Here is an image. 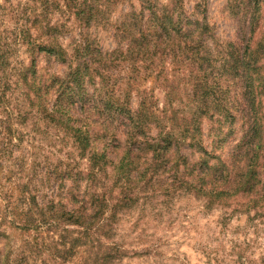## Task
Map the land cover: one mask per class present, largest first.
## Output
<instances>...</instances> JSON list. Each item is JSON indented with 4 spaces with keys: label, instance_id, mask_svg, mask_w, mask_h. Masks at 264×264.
<instances>
[{
    "label": "trees",
    "instance_id": "trees-1",
    "mask_svg": "<svg viewBox=\"0 0 264 264\" xmlns=\"http://www.w3.org/2000/svg\"><path fill=\"white\" fill-rule=\"evenodd\" d=\"M36 4L38 6L32 9L24 5L21 16L16 19L12 39H0V171L2 161L11 160L14 148L24 147L25 134L21 130L22 126L25 127L24 121L32 120L35 128L46 122L55 137L63 134L73 148L50 167L48 179L55 180L60 190L70 182L71 188L67 189L69 201L76 207L67 210L63 198H53L45 206H39L34 191L29 188L32 182L29 172L35 168L22 160L17 165L22 181L17 186L14 184L16 196L12 198L13 195H9L3 219L10 217L8 226L13 234L34 231L37 238L35 236L27 248L22 246L24 249L19 251L17 258L0 253V264H23L28 256L29 259H41L43 264H118L125 252L113 240L112 218L117 206L112 204V187L105 186L103 175L111 167L115 175L128 177L137 169L136 160L141 158L140 155L145 158V168L138 175L145 177L149 172L155 175L170 160V150L177 153L187 141L199 157H204L191 167L189 176L177 174L179 178L173 181L174 185L178 184L179 188L192 192L197 198H204L207 208L215 200L227 202L233 197H246L248 201L242 206L251 205L257 210L258 203L263 201L258 196V188L261 186L259 172L264 164H259L258 158L264 148V116L259 114L258 107L264 96V34L253 46L250 43L264 0H229L231 9L242 11V19L249 21L250 37L241 48L227 44L223 53L219 52L221 58L217 67L212 64L211 49L206 45L207 37H210L208 26L202 21L192 22L186 18L183 0H171L168 6L161 8L142 2L139 13L124 16V21L115 26L121 37L129 42L125 52L117 49L103 53L82 31L79 40L70 47V55L59 43L65 24L44 22L47 14L63 5L64 13L72 15L79 29L83 30L88 29L92 14L87 13L78 0H39ZM29 9L32 15L28 16ZM37 11L45 14L43 20L39 19L43 14H37ZM145 11L148 13L146 18ZM142 18L146 20L143 25ZM125 21H129V25ZM32 29L37 30L35 35L31 34ZM168 45L176 47L174 58L185 63L186 67L191 66L188 78L193 71L194 84L189 96H200V105L208 110L219 107L216 98H209L217 96L216 85L213 88L207 83L210 76L214 75L215 81L225 75L229 86L235 79L240 81L248 127L228 168H223L222 164H208L207 153L201 145L200 120L205 114L194 116L190 124L179 128L168 127L164 123L165 120L174 122L167 109L157 113L150 110L144 100H140L138 108L132 111L130 96L133 86L126 83V78L120 82L112 80L107 70L109 65L135 61L146 50L150 53L148 49L151 46ZM16 47H23L28 53L29 65L23 62L17 66L9 64L10 49ZM39 55L66 65V71L61 76L50 74L45 78L36 66ZM160 55H165L163 50ZM130 73H133L131 80H139L135 70ZM130 82L139 87L137 82ZM229 86L226 87L227 92ZM7 96L11 98L8 100ZM116 121L118 126L113 125ZM151 123L158 129L154 139L146 134ZM120 127L125 128L124 136L129 145L121 159L113 164L106 158V153L113 147L115 130ZM29 134L32 135L31 129ZM97 142L103 144L100 152L94 149ZM131 147L135 149L131 150ZM84 158L87 165L81 168ZM181 161L186 170L185 160L181 158ZM27 166L30 167L28 171L24 169ZM81 183L84 188L80 195ZM44 232L52 236L56 234V240L54 237L49 242L38 240Z\"/></svg>",
    "mask_w": 264,
    "mask_h": 264
},
{
    "label": "rangeland",
    "instance_id": "rangeland-1",
    "mask_svg": "<svg viewBox=\"0 0 264 264\" xmlns=\"http://www.w3.org/2000/svg\"><path fill=\"white\" fill-rule=\"evenodd\" d=\"M37 1L39 0H0V39L5 41L7 37L12 39L16 19L21 16L24 5L32 9L38 6L35 5ZM78 2H81L86 12L93 16L88 29H79L74 17L64 13L63 5L59 9L53 8L52 13L47 14L44 21L50 24H65L63 33L59 35V43L67 49L69 55L70 47L79 40L82 31L103 53H111L117 49L125 52L129 42L121 37L115 25L121 24L125 19L124 16L133 12L139 13L142 2H150L161 8L168 6L171 0H78ZM30 9L26 13L28 16L32 15ZM183 9L188 20L202 21L208 26L210 37H207L206 45L211 49L212 64L216 67L220 65L219 52L223 53L227 44L243 47L250 37L249 21L242 19V11L231 9L229 0H183ZM37 14H43L40 20L45 18L44 13L37 11ZM147 15L145 11V18ZM203 15L204 20H202ZM145 22L146 20L142 18L141 25ZM125 23L129 25V21ZM36 31L32 29L31 34L35 35ZM263 34L264 8L259 13L250 45L253 46L259 41ZM148 50L150 53L147 50L140 53L141 55L139 54L133 62L127 60L121 65H109L107 69L112 80L120 82L121 79L126 78V83L129 82L133 86L130 110H136L140 100H144L148 108L157 113L167 109V113L174 117V122L165 120L164 123H167L168 127L179 128L189 123L194 116L205 114L200 120L201 145L207 153L208 164L211 166L222 164L223 168L230 167L236 146L248 127L246 119L248 115L245 114L240 81L235 79L229 86L225 75L215 81L213 80L215 76H210L207 83L213 88L216 85L214 90L217 96H209V98H216L219 107L208 110L207 107L200 105V96H189L194 84L193 71L192 76L188 78L191 66L186 67L185 63H180L178 58H174L173 51L176 47L168 45V47L152 48L151 46ZM161 50L166 56L160 55ZM36 59L39 73L45 78L50 74L61 76L66 71V65L53 60L48 61L44 55H39ZM8 62L11 66H17L20 62L29 65L30 57L24 52L23 47L11 48ZM129 70L130 72L135 70L136 78L139 80H131L133 73ZM130 81L137 82L139 87L131 84ZM227 86H229L228 92ZM10 98L11 96H7L8 100ZM260 100L258 112L264 116V96ZM224 108H227V111ZM24 122L25 127H21L25 134L22 142L24 147L14 148L11 160L2 161L0 171V253L10 255V258H17L19 251L24 249L22 246L27 248L26 245L32 244L35 236L37 238L34 231L28 234L17 231L13 234L8 226L10 217H7V220L3 219L7 211L5 206L10 200L9 195L12 194V198L16 196V190H13L14 184L17 186L22 181L19 179L21 170L17 167L22 160L35 168L34 171L29 172V176H32L29 188L34 191L39 206H45L53 198L55 200L63 198L67 210L76 207L72 201H69L70 182H66L65 188L60 190L55 180L48 179L50 167H53L56 160L73 150L70 141L63 134L55 137L46 122L39 123L37 129L33 126L32 120ZM117 122L113 125L118 126ZM153 124H150V129L146 133L152 139L158 133V129L154 128ZM124 132L125 128L122 127L115 130L116 141L112 142L113 147L108 148L106 153V158L113 164H116L127 151L129 144L126 143ZM102 146L101 142H97L94 149L100 152ZM140 157L136 160L137 169L128 177L115 175L111 172V167L107 168L106 174L103 175L105 186L112 187V204L117 206L114 207L116 212L112 218L113 240L125 252L118 264H262L264 168L259 172L261 186L258 188V196L263 201L258 203L257 210L251 208V205L242 206L248 201L246 197H233L227 202L215 200L207 208L204 198H197L192 192L179 188L178 184L174 185L173 182L178 180L177 174L185 173L189 176L191 167L204 157H199L195 149L188 145V141L180 146L177 153L174 149L170 150L168 155L170 160L155 175H151L150 172L145 177L138 175V172L145 168L143 164L145 158L143 155ZM181 158L186 162V170L182 166ZM258 160L259 164H264V148ZM86 165L87 159L84 158L81 160V168ZM29 168L27 166L24 169L28 171ZM80 186L81 195L84 185L82 187L81 183ZM246 209L249 211L241 212ZM52 237L56 240V234L52 236L51 233L44 232L42 236H38V240L49 242ZM23 264L43 263L37 257L29 259L28 256Z\"/></svg>",
    "mask_w": 264,
    "mask_h": 264
}]
</instances>
